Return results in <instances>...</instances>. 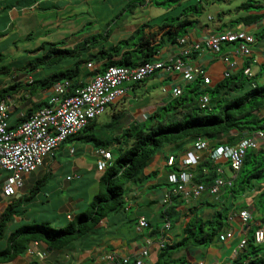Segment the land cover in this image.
<instances>
[{
    "label": "crops",
    "instance_id": "1",
    "mask_svg": "<svg viewBox=\"0 0 264 264\" xmlns=\"http://www.w3.org/2000/svg\"><path fill=\"white\" fill-rule=\"evenodd\" d=\"M90 1L92 0L72 2L70 0H0V55L4 56L3 63L11 67L10 76H0V95L4 89L11 88L9 91L4 92L2 99L7 100L11 106L10 121L13 124L34 107L40 105L44 107L53 94L52 88L35 84L38 80L51 75L53 69L48 67L35 71L30 69L28 63L37 55L34 51L46 42L64 41L66 47L74 48L79 43L101 33L99 30H93L87 35L77 36L76 33L79 26L76 27L68 23V29L65 28L67 22H72L68 19L69 16L84 12V4L88 6ZM244 1L242 5H245L248 1L254 2V4L247 6L246 8L249 7L248 9H239L234 14L230 11H222L218 12V16L212 17V19H209L212 16L209 15L208 23L200 20L190 28L188 33L193 40L202 41L211 32L226 29L246 30L252 33L256 39L252 45V53L248 57L241 56L237 52L238 43L225 44L220 54L203 49L199 54L194 55L193 61L203 65L207 73L212 77V86L221 81L226 72H237L243 66H246L248 62L253 75H260V81L264 84V0ZM255 15H261L262 18L252 24H244L237 21L241 17ZM192 19L197 18L193 17ZM140 25L141 23L132 25L130 22L123 24L122 30L131 31L125 35L124 39L129 38ZM151 31L158 32V26L153 27ZM161 34H159V37ZM177 50V44H166L161 49L158 58H167L175 55ZM92 51L96 52V49ZM223 53L231 54L232 59L238 61V68L231 71L229 65L224 63L221 58ZM253 59L256 61L251 63ZM100 66V64L94 63L93 67H84L86 74L81 76L83 85L94 76V74L89 75L88 73L94 72ZM153 77L161 83L162 87L174 88L176 85L183 84L182 77L178 73L158 72ZM150 79L134 84L130 89L129 95L112 104L105 114L91 122V126L86 131L70 137L53 153L46 155L43 164L35 172L23 176V186L18 189L15 195L7 197L4 194L3 185L10 174L8 172L0 173V219L10 204L17 206V212L12 215L6 225V228L8 227L10 230L9 235L15 228L31 221L32 218L26 217V215L31 204L38 202L43 197L41 193L43 190L42 186L49 177L57 176L58 171L67 164L58 155V151L62 150L68 155H76V145L83 143L87 144L85 150L89 151L96 159L95 164H90L84 156L85 154L74 159L72 163L74 172L63 176L62 184L56 188L59 192H64L74 180L84 181L86 179L85 168L88 169V172H90L89 170H96L99 175L104 173L103 170L98 169L97 165L100 159L99 149L111 150L114 156V148L119 149L120 147V144L116 141L105 146L98 144V146L94 147L92 142H87L85 135H96L107 142L111 138H117V136L121 138L123 129H126L130 124H138L140 126L147 124L146 121H150L151 112L167 105L166 103H161L156 104L152 108L151 106L134 108L135 104L132 103V100L137 101L139 91L142 92L148 89L146 86L149 85L147 81ZM260 81L257 79L258 83ZM33 83L34 85H32ZM184 85L186 86L187 84ZM131 93H133L132 96ZM12 116L15 117L14 121H12ZM116 117H119V120H115ZM114 123H118V127L114 126ZM69 142L71 145L67 147L66 144ZM192 144L186 145L185 149L180 153L184 154L185 150L190 148ZM72 149H74V152H72ZM172 152V145L165 147L155 156L150 166L145 170L143 181L139 185L128 184L127 187L130 193L128 194V204H126L127 210L125 213L109 215L90 235L77 239L64 248L52 247L44 241H37V244L32 243L30 246L34 250L45 252L44 259H39L35 254L25 252L11 261L0 262V264H69L71 262L110 264L103 259L104 255L109 251L117 252L121 256H128L130 259L129 264H134V260L146 245V239L153 241L149 260L154 264L160 254L159 241L163 240L164 236H166V243L185 237V225L190 217H195L196 215H201L205 220H217L219 218L218 213L220 211L224 212L228 208L224 200H230L233 197L224 188L217 195L204 192L198 198L184 200L185 202L182 205L174 201H172L171 205L165 204V193L174 188V185L168 182V175L171 169L166 164L167 158L172 155ZM207 155V153L203 154L202 159ZM113 160L114 158L110 162L112 163ZM222 164H225L223 168L225 176L227 178L231 177L233 174L227 171L229 168L228 163L223 161ZM96 175L89 178L88 182H85V184L88 183L86 191L78 193V196L67 195L63 198L59 212L61 215L65 214L68 221L75 219L78 215L75 211L78 209L82 210L84 205H89L90 197L93 198L94 195L103 189L100 182L101 175ZM69 177L70 179H68ZM158 185H165V188L161 189L159 188L161 186L158 187ZM38 187L39 191H35ZM244 195L246 200L241 202L242 205L237 201L232 203L228 211V219L223 220L225 226L222 232L232 230L234 236L224 242L217 238L213 243L205 246L191 244L173 254L172 259L178 261L176 264L233 263L234 259L241 253L239 251L241 240L251 238L262 224L260 212L253 208L254 203L257 201V193H245ZM30 197H32L30 201L26 200ZM45 197L50 198L48 195H45ZM248 205L252 206L249 207ZM172 206H176L174 211L173 209L171 210ZM167 208L170 211V217L167 215L163 218L162 213ZM133 209H135L134 212ZM244 209H248L252 216L247 223L239 215V212ZM130 213H132V217H129ZM160 213L161 219L166 224L169 220L170 223L172 222L168 230L163 232L164 226L160 228L156 224V226L152 225V227L144 229L142 232L137 231V222L141 217H145L152 223V220Z\"/></svg>",
    "mask_w": 264,
    "mask_h": 264
},
{
    "label": "trees",
    "instance_id": "2",
    "mask_svg": "<svg viewBox=\"0 0 264 264\" xmlns=\"http://www.w3.org/2000/svg\"><path fill=\"white\" fill-rule=\"evenodd\" d=\"M181 1L184 0H130L124 11L129 8L131 12H134L138 6L145 5L170 9L180 6ZM247 6H252L251 1L241 5L240 9ZM188 8L199 11L198 6ZM186 10L178 17L171 18V22H164L158 26V32L151 31L155 26L148 22L143 23L129 38L117 43L109 41L113 33L112 28L90 37L74 48L66 47L64 41L46 42L34 51L37 55L29 61L28 65L34 71L48 67L53 69V73L35 84L52 88L56 83L69 80L71 82L69 92L72 93L74 89L83 86L81 76L86 74L84 67L89 63L101 65L94 72L88 73L95 76L109 66H138L153 61L158 58L166 44H177L179 39L188 35L190 28L200 21L192 19L196 17V13H191L192 11L189 13V10ZM261 18V15H255L241 17L237 21L252 24ZM163 20L166 21V19ZM159 34H161L160 37ZM93 49H96V52H93ZM3 61L4 56L0 55V76L8 77L11 67ZM249 65L248 62L237 72H226L224 78L213 86L212 83L206 84L202 79L187 84L183 94L174 98V107L172 102L163 107L167 110L169 107L178 109L176 120L171 119L170 122L156 120L154 124L141 126L130 124L122 130L121 138L117 136L108 142L96 135H85L87 142H92L94 147L98 144L105 146L114 141L120 144L116 162L113 161L100 178L103 189L94 195L87 211L78 214L64 227H54L50 222L34 221L13 230L7 238L6 247L0 250V262L11 261L24 254L30 245L37 241H44L52 247L64 248L73 241L90 235L109 215L125 213L128 184L139 185L143 181L145 170L165 147L172 145V156L178 158L186 145L199 139L207 140L212 148L223 144L234 146L243 138L264 130V84L257 82V75L247 76L244 73L245 67ZM203 68L206 71L204 66ZM206 74L209 75L207 71ZM10 89H4L1 93L0 103L3 101L4 92ZM206 94L209 95L210 101L203 108L200 105V99ZM41 107L40 105L29 110L20 120H16L15 124L10 121L12 128H17ZM178 114L180 116H177ZM157 116L156 112L151 115L150 120H155ZM115 120H119V117ZM113 125L118 127L119 124ZM90 126L91 122L77 134H82ZM221 166L224 167L222 162L217 163L209 155L205 156L192 169L194 181L207 186L212 185L219 176L224 177V173L218 172ZM170 169L178 171V167ZM225 189L234 198H237V195L256 192L257 201L253 208H263L260 221L264 223V150L248 151L241 170L232 177L231 185L226 186ZM36 190L39 191V187ZM31 199L32 197L26 200ZM173 201L180 205L185 202L182 195L174 196ZM16 207L15 204H10L0 219V240L5 235L7 223L17 212ZM172 209L174 211L176 206H172ZM226 210L227 212L218 213L217 220H205L201 215L190 217L184 229L186 236L177 241L165 243L160 248V254L154 264H176L178 261L173 260L172 256L177 251L191 244L205 246L213 243L224 230L223 220L228 219L229 208ZM167 215L170 217L168 208L162 213L163 218ZM150 227L152 223L149 222L148 228ZM232 264H264V243H255L253 235L248 239V246L239 253Z\"/></svg>",
    "mask_w": 264,
    "mask_h": 264
},
{
    "label": "built area",
    "instance_id": "3",
    "mask_svg": "<svg viewBox=\"0 0 264 264\" xmlns=\"http://www.w3.org/2000/svg\"><path fill=\"white\" fill-rule=\"evenodd\" d=\"M212 19V17H209ZM256 39L252 33L246 30L226 29L211 32L202 40H193L189 35L181 37L177 43V53L167 58H157L138 66H109L106 70L93 76L86 84L69 92L71 82L64 80L52 87V96L47 105L35 111L17 128L10 124V104L3 100L0 103V173L8 172L10 175L3 185L4 194L9 197L16 194L23 186V176L35 172L44 162L46 155L53 153L70 137L83 130L90 122L106 113L107 109L119 99L129 95L134 84L143 82L158 72L178 73L183 84L173 88V98L180 97L184 92V84H190L197 79H202L206 84H211L212 79L206 74L200 63L193 61L194 54L207 51L220 54L225 44L238 43L237 52L244 57L252 53V45ZM224 63L228 64L231 71L238 68V61L232 59L231 54L223 53ZM256 60H251L254 63ZM89 63L88 67H93ZM230 72V71H228ZM244 73L252 76L250 66L245 67ZM166 91V88L163 89ZM210 101L209 95H203L200 99L201 107L205 108ZM249 150H264V130H259L253 135L243 138L238 144L219 145L214 148L205 139L195 141L192 146L177 157L172 155L167 158L168 167H178V171H171L168 182L174 188L164 195V203L171 205L173 197L182 195L184 200L200 197L204 192L217 195L221 189L231 185L232 177H235L245 161ZM74 152V149H72ZM207 153L217 163L228 162L233 174L229 178L219 176L215 183L207 186L194 181L192 169L201 161L203 154ZM98 169L105 171L113 158L111 150L99 149ZM223 166L218 168L223 173ZM70 179V177L68 178ZM245 223L251 219L248 209L239 212ZM149 227V221L141 217L137 224V231L142 232ZM171 227L170 221L164 226L163 232ZM255 243H264V223L254 232ZM234 236L232 230H226L219 236L224 242ZM166 236L159 241L158 248L166 243ZM37 244V242H33ZM151 239H146V245L134 260V264H153L150 260ZM248 246V239L244 238L239 244L242 252ZM29 254H35L39 259H44L45 252L34 250L31 246L27 249ZM104 261L110 264H129L128 256H121L117 252L109 251ZM69 264H85L71 262Z\"/></svg>",
    "mask_w": 264,
    "mask_h": 264
},
{
    "label": "rangeland",
    "instance_id": "4",
    "mask_svg": "<svg viewBox=\"0 0 264 264\" xmlns=\"http://www.w3.org/2000/svg\"><path fill=\"white\" fill-rule=\"evenodd\" d=\"M72 1H80V0H70ZM130 0H92L88 4H84V12L78 13L75 16H69V20L72 22H67L65 24V28L68 29L69 25H73L78 27L77 36H84L88 33L92 32L93 30H99V31H106L107 29H113V33L109 39L110 43H117L118 41L125 38L126 34H129L131 31H124L122 30V25L126 22H130V24L134 23H149L153 26H160L164 22H171L174 17H178L182 12L187 11L188 9L189 13H196V18L201 20L202 22H209L208 16L212 15L211 17L218 16V12H231L232 14L236 13L240 8V6L245 2L244 0H184L181 1L180 6H176L170 9H166L164 7H156V6H138L134 12H131L129 8H127L125 11L126 4ZM254 4V2L252 3ZM190 6H198L199 11H196L194 9H189ZM88 7V8H87ZM163 19H166L164 21ZM125 22V23H124ZM69 23V25H68ZM54 38V37H53ZM260 76V75H259ZM257 76V79L260 81V77ZM151 79L147 81L149 85L147 90L145 91H139L138 94V100H132V103L135 104L134 108L138 107H146V106H155L156 104L166 103L167 105L169 103H173V107L175 105V99L172 96L173 88H167L162 87L161 83L155 78L150 77ZM261 84H263L260 81ZM166 88V91L164 92L163 89ZM133 93H131V96ZM178 109L169 107V110L161 107L150 114L158 113V116L155 120L146 121L147 125H151L156 123L155 121H165L170 122L171 119L176 120V113ZM177 116H180L178 114ZM12 121L15 120V117L12 116ZM71 143H67L66 146L69 147ZM91 145V144H90ZM77 153L76 155H68L62 150L58 151V155H60L67 164L58 171V175L54 177H49L47 182L42 186V195L43 197L41 200H38V202L31 204L29 212L27 213L26 217H31V221L28 223H32L34 221L36 222H50L51 225L54 227H64L68 224V220L66 219L65 214L61 215L59 212L60 205L63 203V198L67 195L72 196H78V193H82L83 191L87 190V184L85 182L89 181V178L92 176H95L96 174L98 176L99 173L96 170H89L85 168V180H74L71 185L68 186V189H66L64 192H59V190H56L57 187H59L62 184L63 176L72 174L74 172V168L72 166V163L74 162V159L78 156H81L82 154H85L84 156L87 161L90 164H95V157L91 155V153L87 150V144L78 143L77 145ZM92 146V145H91ZM93 147V146H92ZM251 152V150H249ZM64 153V155H62ZM114 162H116V159L118 158L117 149L114 148ZM225 166V164H224ZM229 166V164H228ZM227 171L229 173L230 169L228 168ZM96 175V176H97ZM103 175V174H102ZM101 175V176H102ZM224 177L227 178L224 174ZM101 178V177H100ZM97 179V177H96ZM85 188V189H84ZM161 189L165 188V185H162L159 187ZM150 192V191H149ZM129 190L127 188V196L129 194ZM45 195L50 196V198L45 197ZM85 196V195H84ZM82 196V197H84ZM89 203L92 201V197L89 199ZM246 200L245 195H237V198L232 197V199L228 200L225 199L226 206L230 209L232 206V203H235L236 201L241 204L242 201ZM85 201V200H84ZM83 201V203H84ZM128 204V200L127 203ZM242 205V204H241ZM240 205V206H241ZM249 207L252 205H248ZM89 209V205L82 207L81 209L76 210L78 214L87 211ZM135 209H133V212ZM257 211L260 212V218L263 213V208L259 207ZM227 212V210H225ZM129 217H132V213L129 214ZM256 216V215H255ZM62 221V222H61ZM158 226L161 228L165 226V221L161 219V213L152 220V225ZM16 230V228L14 229ZM9 228L7 227L5 230L4 238L0 240V250L5 248L7 245V238L9 236Z\"/></svg>",
    "mask_w": 264,
    "mask_h": 264
},
{
    "label": "clouds",
    "instance_id": "5",
    "mask_svg": "<svg viewBox=\"0 0 264 264\" xmlns=\"http://www.w3.org/2000/svg\"><path fill=\"white\" fill-rule=\"evenodd\" d=\"M252 76H254V75H252ZM228 163V162H227Z\"/></svg>",
    "mask_w": 264,
    "mask_h": 264
}]
</instances>
